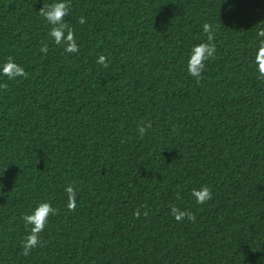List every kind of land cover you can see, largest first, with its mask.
I'll return each mask as SVG.
<instances>
[{"label": "trees", "instance_id": "16d2710c", "mask_svg": "<svg viewBox=\"0 0 264 264\" xmlns=\"http://www.w3.org/2000/svg\"><path fill=\"white\" fill-rule=\"evenodd\" d=\"M52 2L0 0V67L27 74H0V264H264V0H68L72 54L48 36ZM45 201L57 215L24 256L22 217Z\"/></svg>", "mask_w": 264, "mask_h": 264}, {"label": "clouds", "instance_id": "9594fccd", "mask_svg": "<svg viewBox=\"0 0 264 264\" xmlns=\"http://www.w3.org/2000/svg\"><path fill=\"white\" fill-rule=\"evenodd\" d=\"M71 11L70 3L68 0H53L49 5H45L40 11V14L44 17L46 22L51 26V30L48 33L50 40L57 46H62L64 51L68 54L76 53L79 51V47L76 43V36L74 29L70 27L69 22L65 19L69 16ZM80 24L86 23V20L81 17ZM203 31L208 36V41L205 43H199L193 45L190 49V53L187 61L188 75L194 78L197 82L203 79L204 73L207 70V64L216 54V46L214 43V31L213 26L205 23L203 24ZM260 37H264V31L258 33ZM42 53L48 52V46L45 45L41 48ZM97 64L107 66V57L100 55L96 60ZM256 72L259 79H264V40H261L260 47L257 50L255 57ZM0 74L7 76L9 79H16L17 77L26 78L25 69L16 64L11 58L0 67ZM151 127L149 124L147 127H138V135L143 136L147 132V128ZM67 193V207L69 210H75L78 199V189L69 185L65 188ZM192 197L197 205H205L207 202L213 199L212 190L203 186L199 189L193 188L191 192ZM172 216L177 222L191 221L195 222L196 216L193 212L187 210H181L178 207L171 206L170 208ZM140 211L137 210L135 215L137 218L140 216ZM148 213L145 211L144 215ZM57 215V209L52 206L50 202H40L31 211L25 214L22 219L25 227L28 230V234L22 241L21 247L23 249V255L28 256L35 248L41 245V234L46 230L50 223V217Z\"/></svg>", "mask_w": 264, "mask_h": 264}]
</instances>
